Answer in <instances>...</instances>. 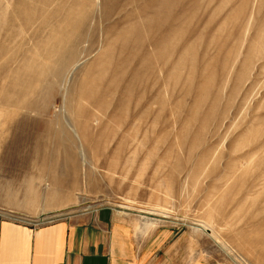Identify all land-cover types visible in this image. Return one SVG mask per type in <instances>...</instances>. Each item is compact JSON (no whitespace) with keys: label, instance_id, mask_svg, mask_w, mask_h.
Instances as JSON below:
<instances>
[{"label":"rangeland","instance_id":"obj_1","mask_svg":"<svg viewBox=\"0 0 264 264\" xmlns=\"http://www.w3.org/2000/svg\"><path fill=\"white\" fill-rule=\"evenodd\" d=\"M103 207L264 264V0H0V214Z\"/></svg>","mask_w":264,"mask_h":264},{"label":"crops","instance_id":"obj_2","mask_svg":"<svg viewBox=\"0 0 264 264\" xmlns=\"http://www.w3.org/2000/svg\"><path fill=\"white\" fill-rule=\"evenodd\" d=\"M174 234L106 207L40 225L0 214V264H176Z\"/></svg>","mask_w":264,"mask_h":264},{"label":"built area","instance_id":"obj_3","mask_svg":"<svg viewBox=\"0 0 264 264\" xmlns=\"http://www.w3.org/2000/svg\"><path fill=\"white\" fill-rule=\"evenodd\" d=\"M25 221H27V222H29V223H32V224H34V225H40V224H44V222H41V221H31V220H27V219H25ZM46 223V222H45Z\"/></svg>","mask_w":264,"mask_h":264},{"label":"bare ground","instance_id":"obj_4","mask_svg":"<svg viewBox=\"0 0 264 264\" xmlns=\"http://www.w3.org/2000/svg\"><path fill=\"white\" fill-rule=\"evenodd\" d=\"M74 133H75V135L77 136V138H79L78 133H77L76 131H75ZM80 150H81V149H80ZM81 155L85 157L84 150H81ZM60 211H61V210H60ZM55 212H56V211H55ZM147 222H152V221H149V220H148ZM153 223H154V222H153ZM204 227H206V226H204ZM205 230H206V229H205Z\"/></svg>","mask_w":264,"mask_h":264}]
</instances>
